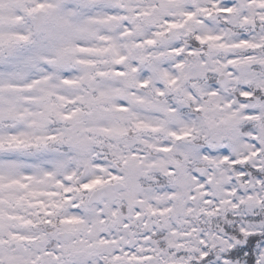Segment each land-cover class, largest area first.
Returning a JSON list of instances; mask_svg holds the SVG:
<instances>
[{"label": "snow or ice", "instance_id": "1", "mask_svg": "<svg viewBox=\"0 0 264 264\" xmlns=\"http://www.w3.org/2000/svg\"><path fill=\"white\" fill-rule=\"evenodd\" d=\"M0 264H264V0H0Z\"/></svg>", "mask_w": 264, "mask_h": 264}]
</instances>
